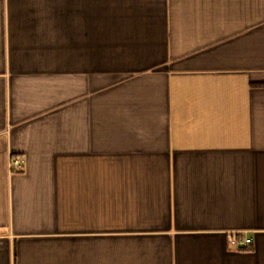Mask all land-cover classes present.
Segmentation results:
<instances>
[{"label":"crops","instance_id":"crops-1","mask_svg":"<svg viewBox=\"0 0 264 264\" xmlns=\"http://www.w3.org/2000/svg\"><path fill=\"white\" fill-rule=\"evenodd\" d=\"M0 264H264V0H0Z\"/></svg>","mask_w":264,"mask_h":264},{"label":"built area","instance_id":"built-area-1","mask_svg":"<svg viewBox=\"0 0 264 264\" xmlns=\"http://www.w3.org/2000/svg\"><path fill=\"white\" fill-rule=\"evenodd\" d=\"M24 164L25 158L23 156H13L10 160V167L12 170L22 169L24 167ZM231 243L238 246L239 249L245 250L253 243V239L249 237H244L242 239L234 238L231 240Z\"/></svg>","mask_w":264,"mask_h":264}]
</instances>
